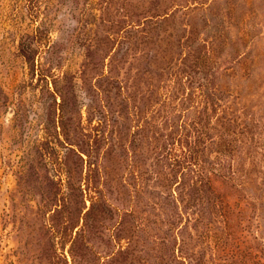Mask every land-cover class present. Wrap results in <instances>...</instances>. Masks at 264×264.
Wrapping results in <instances>:
<instances>
[{"label": "rangeland", "instance_id": "374dc122", "mask_svg": "<svg viewBox=\"0 0 264 264\" xmlns=\"http://www.w3.org/2000/svg\"><path fill=\"white\" fill-rule=\"evenodd\" d=\"M0 264H264V0H0Z\"/></svg>", "mask_w": 264, "mask_h": 264}, {"label": "trees", "instance_id": "16d2710c", "mask_svg": "<svg viewBox=\"0 0 264 264\" xmlns=\"http://www.w3.org/2000/svg\"><path fill=\"white\" fill-rule=\"evenodd\" d=\"M180 184H182V181L180 182ZM206 185H209V183L207 184H204V182L203 181H197L196 183L195 182H193L192 184H190V183H185V187L187 186H191L196 192H203L204 191V189H205V186ZM62 234V233H61ZM63 234H65L64 232H63Z\"/></svg>", "mask_w": 264, "mask_h": 264}]
</instances>
